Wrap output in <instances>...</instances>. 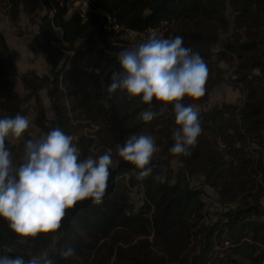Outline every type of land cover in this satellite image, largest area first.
<instances>
[{
	"label": "trees",
	"instance_id": "1",
	"mask_svg": "<svg viewBox=\"0 0 264 264\" xmlns=\"http://www.w3.org/2000/svg\"><path fill=\"white\" fill-rule=\"evenodd\" d=\"M91 1L123 26L138 30L175 19L165 38L182 36L184 46L198 52L209 69L205 96L198 101L185 98L182 103L204 106L232 69L244 103L201 110L203 131L196 146L188 156L175 155L169 151L175 142L173 132L179 128L173 105L145 123L139 114L149 108L159 112L164 107L160 102L154 99L149 106L127 90L108 93L113 72L123 71L118 54L130 48L110 44L105 17L67 18L57 0H1L0 10L13 22L22 13L37 21L35 15L43 6L48 8L38 24L52 73L28 70L21 76L35 100L39 137L60 128L73 137L80 160L110 153L112 164L117 163L110 166L102 203L78 202L67 211L58 233L21 243L0 218V256L27 260L47 253L53 264H264V205L259 202L264 192V0ZM57 29L62 30V42L55 38ZM12 67L9 44L0 34V118L26 114L23 98L10 80ZM43 89L51 100V118ZM166 114L163 137H158L155 124ZM79 118L99 125L98 151L94 137L74 136L72 121ZM134 134L152 136L158 148L151 162L153 172L143 180L137 179L139 170L118 154V146ZM24 143L17 147L6 141L16 165L22 161ZM255 144L258 148L252 149ZM174 158L184 163L189 174L203 176L222 202L243 205L223 211L217 221L207 224L205 190L170 181L164 165ZM158 175L166 176L163 183L155 179ZM134 187L145 197L140 205L131 199ZM68 247L75 249V255L64 258L60 252Z\"/></svg>",
	"mask_w": 264,
	"mask_h": 264
},
{
	"label": "clouds",
	"instance_id": "2",
	"mask_svg": "<svg viewBox=\"0 0 264 264\" xmlns=\"http://www.w3.org/2000/svg\"><path fill=\"white\" fill-rule=\"evenodd\" d=\"M118 61L123 71L113 72L108 93L127 90L131 97L149 106L154 99L160 102L164 107L159 112L149 108L139 114L145 123L173 105L179 128L173 132L175 142L169 151L190 155L203 129L198 106L182 101H198L206 94L209 69L201 55L185 47L182 36L163 38L151 32L144 42L122 50ZM29 127V119L20 114L0 118V218L8 222L21 243L58 233L67 211L78 202L91 199L101 204L112 165L110 153L80 160L73 137L60 128L27 140L22 161L16 165L6 141L22 139ZM157 151L154 138L143 134L131 135L123 146H118L119 156L139 170L138 180L151 176V162ZM155 179L163 183L166 176ZM60 255L71 257L75 249L68 247ZM0 264H53V260L47 253L27 260L4 255L0 256Z\"/></svg>",
	"mask_w": 264,
	"mask_h": 264
},
{
	"label": "rangeland",
	"instance_id": "3",
	"mask_svg": "<svg viewBox=\"0 0 264 264\" xmlns=\"http://www.w3.org/2000/svg\"><path fill=\"white\" fill-rule=\"evenodd\" d=\"M47 10V6H43V8L35 15V19L37 21L32 20L28 15L22 13L17 22H13L4 10H0V34H3L6 40L8 39L12 42L14 51H16L15 48L19 46L22 49L27 48L28 56L25 57V60H28L31 63V66L35 64L36 66H38L37 71L39 75L52 73V65L47 60V55L44 54L45 52H43L41 48L42 38L38 24V18L41 14L46 13ZM61 37L62 30L57 29L55 32V38L58 41L61 40ZM17 41H20L22 44H17ZM232 70L228 72L223 83L214 87L212 92L209 94L207 103L204 106H198V112H200L204 108H209L213 105H222L223 103H232L237 105L238 107L243 105L245 96L238 88V86L235 85L233 80L235 78V75L232 74ZM19 73L20 72L12 71L10 79L13 88L17 90L23 98V108L26 113L25 116L30 121V127L28 131L24 134L22 139L18 141H9L17 147H19L22 143L26 142L28 140V137L32 138L33 140L38 139L41 133V129L36 123L37 112L35 100L33 97L29 96V91L24 88ZM41 95L43 102L47 108V115L51 118L53 117V112L51 111V100L47 94V90L43 89L41 91ZM168 116L169 114H166L165 116L159 118V120H157V123L155 124L154 130L158 137H163V120L166 119ZM72 122L75 126V137L79 138L83 135L94 137L97 141L94 143V151H98L102 147L101 145H98L100 141V138L97 137L99 125L89 120H84L82 118L76 120L74 119ZM210 138L215 140V137L213 136H211ZM218 143L220 146V142ZM254 148H258V145H253L252 149ZM108 151L110 152V150ZM159 156L165 159V156L162 155V153H159ZM116 163L117 162H114L112 165H115ZM164 168L168 172L170 181L172 183L180 181L185 186L201 187L205 190L206 195L204 197L207 202V212L204 219L207 224L217 221L220 217V213H222L223 211H227L229 208H234L238 204L243 205L241 201L229 204L222 202V200L217 195L215 189L208 185H205L204 177L197 174L191 175L186 172L184 169V163L178 158L172 159L170 164L164 165ZM131 199L136 205H140L145 200V197L143 193L138 190L137 187H134L131 191ZM259 202L264 205V192L261 195ZM248 203L249 202H246L245 204Z\"/></svg>",
	"mask_w": 264,
	"mask_h": 264
},
{
	"label": "built area",
	"instance_id": "4",
	"mask_svg": "<svg viewBox=\"0 0 264 264\" xmlns=\"http://www.w3.org/2000/svg\"><path fill=\"white\" fill-rule=\"evenodd\" d=\"M60 7L65 9V17L69 18L74 15H79L83 21H87L91 16L100 14L106 18L105 29L107 31V39L111 45L125 46L132 48L141 42H144L151 32H156L159 36L165 38L170 27L175 23V19L163 20L158 25L153 26L147 30H138L123 26L117 19L107 13L101 7L93 4L91 0H57ZM55 7L54 3H51ZM61 42L63 41L61 37ZM56 44H59L60 42Z\"/></svg>",
	"mask_w": 264,
	"mask_h": 264
},
{
	"label": "crops",
	"instance_id": "5",
	"mask_svg": "<svg viewBox=\"0 0 264 264\" xmlns=\"http://www.w3.org/2000/svg\"><path fill=\"white\" fill-rule=\"evenodd\" d=\"M39 31H40V29H39ZM40 34H41V32H40ZM41 38H42V36H41ZM7 42L9 44V47H10V50H11V54H12V59H13V67L11 69V74H12V71L20 72L19 75H20V79H21V76L23 75V73L28 71V70H35L38 73V71H37V67L38 66H36V64L31 66V63L28 60H25V57L28 56L27 55V48L22 49L19 46V47H16L15 48L16 51H14L12 42L9 41V40ZM16 43L20 44V45L22 44L20 41H17ZM42 51L44 52L43 49H42ZM44 54H46V53H44Z\"/></svg>",
	"mask_w": 264,
	"mask_h": 264
}]
</instances>
